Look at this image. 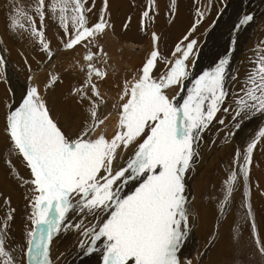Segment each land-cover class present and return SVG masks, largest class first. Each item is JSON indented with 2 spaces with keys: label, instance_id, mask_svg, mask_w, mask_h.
Returning <instances> with one entry per match:
<instances>
[{
  "label": "snow or ice",
  "instance_id": "snow-or-ice-1",
  "mask_svg": "<svg viewBox=\"0 0 264 264\" xmlns=\"http://www.w3.org/2000/svg\"><path fill=\"white\" fill-rule=\"evenodd\" d=\"M221 2L226 8V0ZM108 7L109 0H102L98 19L90 24L89 13L95 8V0L90 4L89 0H34L31 11L13 0L9 31L13 35L26 34L39 45L49 64L57 52L45 36L46 18L64 34L58 46L61 51L84 49V63L77 61L69 66V74L83 76L70 91L83 119L77 133L67 135L52 117L29 66L28 83L18 106H8L5 127L10 171L15 170L13 157L22 159L30 171V179L18 172L15 175L22 187L27 186L28 226L21 235V255L17 256L16 246L8 244V239H14L9 229L15 209L10 198H4L7 211L0 217V264H54L52 248L62 235L73 230L81 237L78 250L84 256L99 254L101 264H203L202 259L194 262L182 257L194 215L186 195L187 180L200 160L203 134L217 120V113L230 112V107L224 105L229 80L238 78L230 67L235 48L230 46L214 67L193 78L200 47L199 41L191 37L210 13L209 0L207 8L196 10L195 22L175 45L171 58L160 53V38L152 32L153 50L131 79L118 85V98L112 97L107 90L101 91L108 72L97 67L98 63L108 64L107 54L99 44L111 27L106 18ZM175 7L176 0H171L170 14H175ZM155 10L154 0H148V8L141 14L143 31L154 19L150 12ZM253 22L251 13L239 15L230 45H235L237 34ZM254 51L255 56L250 58L254 67L248 71L239 93H233L235 130L240 129L243 120L264 116V40ZM6 66L7 61L0 56V76L5 75ZM59 81L60 74L49 71L44 91ZM109 99L111 110H107ZM113 115L116 126L109 137L107 122ZM218 123L225 125V120L218 119ZM232 135L235 132L229 130L226 139ZM260 143H264V127L242 151L237 150L233 166L222 181L216 209L219 218L227 215L232 195L242 180L246 209L242 219L250 222L255 252L264 258V241L253 218L249 187L253 154ZM130 183L136 184L134 191L124 194ZM72 216L81 219L74 222ZM87 217H92L93 222L85 224ZM215 243L210 237L207 250ZM231 243L230 264H237L243 256L238 255L242 245L235 227Z\"/></svg>",
  "mask_w": 264,
  "mask_h": 264
},
{
  "label": "rangeland",
  "instance_id": "rangeland-1",
  "mask_svg": "<svg viewBox=\"0 0 264 264\" xmlns=\"http://www.w3.org/2000/svg\"><path fill=\"white\" fill-rule=\"evenodd\" d=\"M99 1H102V0H95V7ZM90 3H91V0H89V4ZM127 3L132 4L133 2L132 0H128ZM169 3H167L168 7L170 5ZM16 4L17 6H22L24 9L31 11V6L34 4V0H16ZM140 4L141 5L138 6V8H141L140 13L142 14V10H143L142 7L145 9L147 5L145 4V2L140 3ZM12 5H13V0H0V19H4L7 23H9L10 15H12V12L10 11ZM222 8L223 7H221L220 10ZM166 9L167 8L163 9L165 14L168 13L169 15L168 17L169 18L172 17L173 19L175 14L170 16L171 15L169 13L170 8H169V12H167L168 9L167 11ZM152 13L153 12H150V14ZM98 15L99 14L95 13V8H94V11L92 13H89V23L90 24L95 23L96 20L98 19ZM152 15L154 16V19L148 22V25H151L154 22L159 21L156 19V12L155 14L153 13ZM220 15L219 16L218 14L216 16L214 15L215 16V18L213 17L214 20L213 18L212 19L209 18L212 20L211 22L212 26H213L214 21L217 23ZM106 16H107L106 18L109 20L110 25L113 26V22L111 20L110 15L106 14ZM139 17H140L139 19H141V15ZM139 19L138 17H135L134 21L139 20ZM139 21L135 22L136 26L134 24L136 30L133 27L124 28V31L131 33L130 36L138 37L137 34L142 35L140 39L132 38L130 40H127L128 42L131 43L129 45L127 43H122L123 39H119L117 34L115 33L114 35H115V38L117 39L116 42H119L122 44L117 45L116 47H111V44H110L111 41L109 42L108 39L103 38V37H106V35L105 36L103 35L102 39L99 40V44L103 48L104 53L107 54L108 59L112 58L110 57V56H113L111 55V53H116L117 54L116 59H118L119 56H123V55H124L123 59L127 60L128 62L131 61V58L139 59V62H141L140 63V67H141V65L148 58V55H149V53L147 52V49H148V43L151 41V34L142 33L145 31L141 29L140 27L141 25H139L140 23ZM36 24L37 26H39L38 18L36 20ZM45 25H46V28H45L46 39L47 40L49 39L48 41L50 43H53L51 44V47L53 46L52 47L53 51L57 52V55L55 56L54 60L51 62V63H55V65L52 67L51 70H48L49 69L48 68L46 69L47 71H45V64H48V62L46 61V57L39 50V45L32 43L28 37L25 38V41L30 46L29 49L31 50V52L33 51V52L38 53V55H41L43 61L38 58L36 60L27 61L26 63L25 61L27 60V56H25L23 51H20L18 44H15L12 40L6 41L4 43V41L0 37V56H2L7 61L5 75L0 76V86L2 88L1 90L2 94L0 93L1 94L0 98L3 101H5L6 98L8 99V101L5 102L6 105L3 106L4 108L3 110L5 112V118H3L2 116V120L3 119L4 120L0 122L1 129H4L5 136L3 135V141L5 144H6V139H7L5 127H6V114L9 111L8 106L10 105L11 108L14 109L16 107V104H19L21 100V96L19 98H16V97L14 98V95H15L14 88L17 87V94L19 95L21 93L22 95V91L27 85L28 77L30 75L28 64L30 63L32 66H35V68H39L37 70H39L40 75L45 76L47 78V81H48L47 72L52 71V72L59 73L62 83H58L53 86L57 92H61L62 90H64L63 83L66 81L64 76H67V75L71 76V74H69V65H66V64H69L72 61H73L72 63H75L78 61L80 64H83L81 62V54H80L83 48L78 47L76 51L74 52L61 51L58 46L60 44L61 39L64 36L63 32L60 29H58V27L52 22L50 18L45 19ZM112 26L108 28L109 31L110 30L112 31ZM209 26L207 27L208 29L212 27V26L210 27ZM48 28H50V30H48ZM208 29H206V31ZM2 30L4 29L2 28ZM5 31L6 33L10 32L9 28ZM20 34H21L20 36L25 35L22 32ZM260 37H262V39L264 40L263 35H260ZM25 41L23 43H25ZM230 41H227V42L230 43ZM257 41L254 43L252 40V44H251L252 46L250 47V50H251L250 53L253 54L254 56H255V51L253 50V48L254 49L256 48ZM7 45L9 47H12L13 50L12 49L8 50ZM92 51H96V49L93 48ZM243 55H246V54H243ZM254 56L250 55V58ZM103 58L104 57L101 56V60H103ZM167 58H170V56H168ZM250 58L247 57V60H250ZM17 61H20V63H18ZM108 65L110 66V69H107ZM199 66L201 68L205 67V65H203L202 67L200 64ZM47 67L49 66L47 65ZM98 67L106 69L108 72V75L112 74L113 76H116V75L121 76V75H124L123 73L130 74V73L135 72V70L134 71L131 70V67L129 68L126 65H124L123 67L122 64H119V63H111V64L108 63V64H103L102 66L98 65ZM33 68L34 67H31L32 76H33V73L37 71V70L33 71L32 70ZM161 68H162L161 70H163V65H161ZM72 71H75V70L72 69ZM119 72L121 73L123 72V73L120 74ZM198 72H199L198 75H200L201 74L200 71ZM198 75H196V77ZM74 77L78 78V75H74ZM47 81H43V80L41 81V86H42L41 91L43 92V94L48 93L51 90H54L52 87V88H49L47 91H44V86L47 83ZM236 81H239L240 83L244 82V78L241 79V76H240V78L239 79L237 78ZM75 86L77 85L74 84L70 88L72 89ZM20 88L22 90H20ZM63 93H64L63 94L64 97L57 96L54 98H49L47 95H44L45 99L47 100L48 107L51 109V115L52 113L54 114V116L56 114H59V115L63 114V111L60 110L61 107L59 106H61V103L62 102L64 103L66 100L68 102L69 98L72 97L70 95L68 96L65 90L63 91ZM228 96H229L228 101L230 102V105H232L230 107V112L229 113H223V112L217 113V120L214 121L211 128L203 134V142L200 144L201 155L203 154V148H201L203 143L205 144L206 152H204V160L201 163L199 160L196 167L198 166L204 167L203 168L204 175L199 177L201 179L202 184L195 193V202H194V210H193L194 215L190 221V223L192 224V230L190 233V237L187 240L186 247L183 250L184 254H186L184 258L192 259L194 262L197 259H202L203 264H230V261L232 260V257H233V247L231 243L232 229L235 227L237 229V233L240 236V243L242 245L238 255L242 254L243 256L242 261L238 260L237 264H249V262H251V264H256L257 261H259V264H264V258H260L258 254H256L255 252L254 242L251 238L250 222L242 219V214L246 211V209L243 207L244 189H243L242 180L240 181V183H238L237 189L232 195V203L230 205V210L227 213V215L221 219L218 217V214H217L216 204H217V200L221 198L222 181L227 178V172L233 166L232 162L235 158V154L237 150L242 151L246 147L247 143L250 142V140L256 136L259 129L264 127V116L257 115L255 117H257L258 120H256L257 118L252 117L256 121L253 124H251V126H247L249 122L247 124L245 123L247 121H250V123L253 122L252 121L253 119L249 118L250 120L247 119V120H243L240 122L241 126L243 125L244 129L243 127H240L241 129L235 130L232 124V116L234 114V111L232 110L235 109V103L233 101L235 98H233L231 94H229ZM218 119H224L225 125H220L218 123ZM245 125L247 126L246 128H245ZM229 130L234 131L235 135L228 136L226 139V133H228ZM220 134H224V135L219 136ZM261 145H264V143L258 144L257 149L254 151V154H253V160L256 163L253 161L251 165L249 187H250V203H251V208L253 212V218L255 220L256 228L259 233V236L261 240L264 241V188L262 187V185H264V182H262V180H264V150L261 148ZM227 148H230V149L228 150ZM21 164L24 167V170H23L24 172L23 171L22 172L25 173V171L27 170L29 178H31L30 171L25 167L23 162H21ZM257 164L258 165L260 164V168L257 166ZM7 166L8 165L6 164L5 168ZM194 172H196V170L195 171L193 170V172L191 173H194ZM15 175L16 174H14L11 171L10 176L15 177ZM6 177H9V175H6L5 178ZM206 177L210 178V182H211L210 185L206 184ZM260 177L261 179H258ZM14 182L17 185L11 186L10 190H9V187H2V188L0 187L1 188L0 189V217H3L5 212L7 211V207L3 205L2 203L4 199V194H10L11 192H13L11 191L12 188L14 189L17 187L20 188L21 186L20 185L21 183H19V181L16 178H14ZM129 185L134 186L135 184L130 183ZM128 189L129 188L127 186V188L124 189V193L125 191L127 192ZM25 206H26L25 209L19 208L17 205H15L11 201V207L15 209V219L12 222V225L9 231L11 232V236L14 237V239L12 238L8 239V244L9 246H12V245L16 246V251L14 254L17 256L21 255V250H20L21 235L24 232L25 228L28 226L26 224L27 215L29 213L28 201L26 202ZM89 218L90 217H87V219ZM206 219L207 221H205ZM88 222L89 223L93 222V218H90ZM85 224H88V223H85ZM210 237L215 239L216 243L214 247H212L210 250H207V243ZM61 239L65 240V241H62V243L64 242V245L63 244L61 245V242H56V244L52 248L51 258L54 261V264H101L99 254L84 256L80 252L79 258L81 259V262H77L78 260L76 258H73V256L77 253V251H79L77 248V243L81 239V237L74 230L69 231L66 234V237H62ZM195 250H196V253H195ZM205 252H206V255H203V256L198 255V254L205 253Z\"/></svg>",
  "mask_w": 264,
  "mask_h": 264
},
{
  "label": "bare ground",
  "instance_id": "bare-ground-1",
  "mask_svg": "<svg viewBox=\"0 0 264 264\" xmlns=\"http://www.w3.org/2000/svg\"><path fill=\"white\" fill-rule=\"evenodd\" d=\"M127 1L126 0H109L108 12L106 14L110 15L111 20L113 22V26L111 25L112 31L111 30L109 31L108 28L106 29L105 34H104V36L106 35V37H103V38L108 39L109 42L111 41V43H110L111 47H116L117 45H120L122 43H127L129 45L131 43L128 42L127 40H130L132 38L133 39H138V38L140 39L142 36L141 34H137L138 37L130 36L131 33L124 31V28L133 27L135 29V26H136L135 22L136 21L138 22L139 20H140L139 25H141V19H139L140 18L139 16L141 15V13H140L141 8H138V6L141 5L140 3L145 2L147 7H145V9L142 7V9H143L142 12H143L144 10H146L148 8V0H132V2H133L132 4L127 3ZM169 2L171 3L170 0H154L155 9H156L155 10L156 19L159 21L154 22V23L151 22L153 24L148 25L147 30L145 32H142V33L143 34L144 33L152 34V32H155L158 35V37L160 38L159 39V45H158L160 53L164 57L170 56V58H171V53L174 51L173 49H174L175 45L183 38V36L188 32V30L191 28L192 24L195 22V20L197 18L196 17V10L197 9L204 10L205 8H207L209 5V0H176L175 15H174L173 19H172V17L169 18L168 13L165 14V12L163 11V9L167 8L168 11H167V9H166V11L169 12V7L167 6V3H169ZM226 3H227V7L224 8V5L222 4L221 0H211L210 13L206 14L205 19L198 26L197 30L195 31V33L191 37V38L197 39L199 41V47H200L199 59L197 60L195 66H194L195 69L193 70V78H195L196 75L199 74L198 71H200V73L202 74L203 71L210 70L212 67H214V63L218 60V58L223 57L225 55L226 50L228 49L227 47H230V46L235 48V51L232 52V55L230 58L231 59L230 67L233 70V73L237 75L238 79L240 78V76H241V79L242 78L245 79L248 71H250V69L252 67H254V65L249 62L250 60H247V57L250 58V55L254 56L253 54L250 53V51H251L250 47L252 46L251 45L252 40L254 43L258 40L257 41V45H258L259 42L261 40H263L262 37H260V35H263V37H264V0H226ZM101 6H102V1H99L95 7V13L99 14V10H100ZM221 7H223L224 10H223L222 14L220 15L215 26H212L211 25V22H212L211 19L213 17L215 18V16L218 14ZM155 12H153V13L155 14ZM245 13H251L252 15H254L255 22H253L252 24H250V25L246 26L244 29H242L237 34V37H235V39L237 40V43L235 45H230V43H228L227 41H230L233 39L231 32H232L234 25L237 23V18L239 15H242ZM170 16H172V14ZM129 17H130V21H129ZM135 17H138L139 20L134 21ZM209 18H211V19H209ZM214 18H213V20H214ZM94 19H95V17H94ZM156 19H155V21H156ZM8 24L9 23H7L4 19H0V37L2 38L4 43L6 41L12 40L15 44H18L20 51H23L25 56H27L26 61L36 60L38 58L43 61L41 55H38V53L33 52V51L31 52V50L29 49L30 46L25 41V38L28 37L26 34L24 36H20L21 35L20 33H17L16 35H13L12 32L6 33L5 30L8 29ZM134 24H135V26H134ZM125 25H127V27H125ZM209 25L212 27L208 29L207 27ZM137 27H139V26H137ZM2 28L4 30H2ZM206 29H208V30L206 31ZM48 30H50V28H48ZM115 33L117 34L119 39H123L122 43L116 42L117 39L115 38V35H114ZM255 39H256V41H255ZM24 41H25V43H23ZM51 44H53V43H51ZM7 48H8V50L12 49V47H9L8 45H7ZM151 50H153L152 40L148 43L147 52L150 54ZM253 50H254V48H253ZM5 51H6V49H5ZM83 52H84V49H82L80 52L82 63H84V61L82 59ZM243 54H246V55H243ZM111 55H113V56H110L112 58L108 59L109 64L119 63V64H122L123 67H124V65H126L129 68L131 67V70H133V71L134 70L136 71L140 67L141 62H139V59H132L131 58V61L128 62L127 60L123 59L124 55L119 56L118 59H116V57H117L116 53H111ZM79 60H80V58H79ZM17 62L20 63V61H17ZM31 62H33V61H31ZM72 62H70L69 64H66V65L70 66V64H72ZM199 64L202 67H203V65H205V67L201 68L199 66ZM47 65L49 67H47ZM54 65H55V63L45 64V71H47L46 69H48V68H49L48 70H51ZM98 65L102 66L103 63H98L97 67H98ZM208 65H209V67H208ZM28 66H30V68L34 67L32 69L33 71L39 69V68H35V66H32L30 63L28 64ZM107 69H110L109 65H108ZM161 69L162 68L160 66V70ZM47 73H49V72H47ZM119 73L122 74L123 72L122 73L119 72ZM123 74L124 75H121V76H118V75L113 76L112 74L108 75L107 79L103 82V88L101 89V91L107 90V92H109L112 97L118 98V93L120 91V88L118 87V85H122V83L125 79L130 80L132 75H133V73H130V74L123 73ZM64 78L66 81L63 83V89L67 92V94L69 96L70 91H71L70 87H72L74 84L78 85L80 83V81L83 79V76L78 75V78H76V77H74V75H71V76L67 75V76H64ZM42 80L47 81V78L43 75H40L39 70H37L35 73H33V82L37 83L41 89H42V86H41ZM58 83H62V80L60 79V81L57 82L56 84H58ZM242 86H243V82L240 83L239 81H236V80L232 81L230 79L229 83L227 85L229 94H231L233 96V98H235L233 93H236V92L239 93ZM53 89H54V87H53ZM1 90H2V88L0 86V93H1ZM14 90H15L14 98L15 97L19 98L21 96V93L19 95L17 94V87L14 88ZM20 90H22V89L20 88ZM64 90H62L61 92H57L56 89H54V90L49 91L48 93H45L44 95H47L49 98H54L57 96L64 97L63 96ZM67 94H65V95H67ZM182 94H186V93H182ZM228 97H227L226 103L224 105L225 107H231L232 106V105H230V102L228 101ZM6 101H8L7 98L5 101L1 100V98H0V122H2L4 120V119L2 120V116H3V118H5V112L3 110L4 109L3 106L6 105L5 104ZM108 104H109V108L107 110H111V104H112L111 99L108 100ZM17 105L18 104H16V106ZM59 107H61L60 110L63 111V114L62 115L56 114L54 116V114L52 113V115H53L52 117L56 121H58V124L61 126L62 130L67 135L74 136L77 133V131L80 129L81 122L83 119V113H82L80 106L75 102V99L73 97H71V98H69L68 102H67V100L64 103L62 102L61 106H59ZM254 118H257V117H254ZM256 120H258V118ZM256 120L253 119L252 123H250V121H247L245 123L247 124L249 122L250 124L248 123L247 126H251V124H253ZM115 126H116V117H115V115H113L112 117L109 118V120L107 122V128H106V135L107 136L110 137L113 134V132L115 130ZM211 126H210V128H211ZM247 126L245 125V128ZM241 127H243V125ZM243 129H244V127H243ZM3 135L5 136L4 129H1V125H0V153H3V155H0V187L1 188L2 187H9V190H10L11 186H13V185L16 186L17 184H15V182H14L15 177L10 176L11 175L10 169L12 168V165H10L6 162L8 158H7V154H6V150H5V143L3 141ZM223 135L224 134H220L219 136H223ZM201 148H203V154L200 157V163L204 160V152H206L204 143L201 146ZM227 149L229 150L230 148H227ZM12 159H13V162L15 164V170L12 172L14 174H16L18 172V174L20 176H24L25 179H30L29 175L27 173V170L25 171V173H23L24 167L21 164L22 159L17 158V157H13ZM206 162H207V160H206ZM6 164L8 166L5 168ZM261 165H262V163H261ZM203 166H205V165H203ZM203 168L204 167H202V166L201 167L198 166V167H196V169L194 168V171L196 170V172L191 173L188 176L186 195L188 196L189 204H190L192 211L194 210L195 193L202 184L201 179L199 177L204 175ZM6 175H9V177L5 178ZM258 179H261V177ZM5 180H6V182H5ZM262 182H264V180H262ZM206 184H209V185L211 184L209 177H206ZM261 184H263V183H261ZM20 185H18V186H20ZM135 187H136V184L134 186L128 185L129 189L127 192L125 191L124 194H130L132 191H134ZM262 187L264 188V185H262ZM26 188H27V186H23V187L20 186V188L17 187L15 189L12 188L11 191H13V192H11L10 194H4V198H10V200L15 205H17L19 208L25 209L26 208L25 205L27 202V200L25 199V196L27 195ZM6 193H8V192H6ZM196 202H197V200H196ZM206 213H208V212H206ZM90 218H92V217H90ZM80 219H81V217H78V216H72L71 217V220L74 222H78ZM89 219H86L85 223H89L88 222ZM205 221H207V219ZM62 237H66V235H62L57 240V242H61V245L62 244L64 245V242L62 243V241H65V240L61 239ZM190 239H192V238H190ZM190 248H191V246H190ZM195 253H196V250H195ZM79 254H80V251H77V253L73 256V258H76L78 260L77 262H81V259L79 258L80 257ZM185 255L186 254H184V252H183L182 257L184 258Z\"/></svg>",
  "mask_w": 264,
  "mask_h": 264
}]
</instances>
